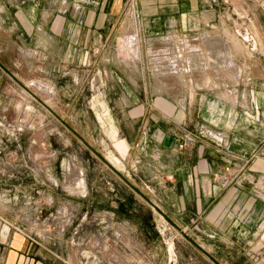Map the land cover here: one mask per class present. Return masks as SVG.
<instances>
[{
  "label": "rangeland",
  "instance_id": "374dc122",
  "mask_svg": "<svg viewBox=\"0 0 264 264\" xmlns=\"http://www.w3.org/2000/svg\"><path fill=\"white\" fill-rule=\"evenodd\" d=\"M215 2L216 7L201 10L203 16L187 39L178 36L168 41L171 51L176 52L170 62L173 67L161 71L157 78L169 84L161 90L165 96L187 97L188 110L215 114L208 125L218 129L215 126L219 124L218 132L226 133L234 116L236 122L244 124L263 111L264 0ZM58 15L62 14L56 0H40L38 4L0 0V217L11 221L12 227L42 221L51 228L60 227L65 242L57 247L52 241L49 249L64 257L70 255V264H75L72 252L78 240L86 244L90 238L97 242L96 264H104L109 253L106 241L122 239L128 242L130 259L143 258L138 264H188L185 259L189 257L198 258L195 263L201 264L199 247L179 243L185 228L175 226L157 207L150 204L148 208L138 201L137 191L129 188L127 194L119 181H112V192L105 182L111 177L106 160L122 169L111 153L115 144L112 129L116 133L120 130L127 108L126 99L120 104L122 90L117 85L126 81V76L133 78L128 68L113 67L111 62L135 59L126 55L138 47L132 39L135 31L118 35L107 46L104 41L85 45L66 39L70 26L51 24ZM104 47L114 57L79 54L80 49ZM196 133L190 136L199 137ZM208 137L224 143L217 133ZM89 146L103 158L90 154ZM151 171L132 169L134 174L141 176L143 172L146 176L140 190L147 199L152 200L153 193L164 197L163 188L152 181ZM111 202L114 209L118 203L126 207L110 221L106 212L113 209ZM129 212L133 214L130 218L126 216ZM159 219L168 228L161 235ZM123 222L134 226L142 222L146 230L121 237L114 232ZM196 224L192 223L193 228ZM55 235L52 233L56 241ZM134 243L142 249L133 248ZM247 252L237 264H264V255L250 253L254 255L250 258ZM113 254L120 257L117 250ZM77 264H86V260ZM226 264H233L232 260L226 259Z\"/></svg>",
  "mask_w": 264,
  "mask_h": 264
},
{
  "label": "crops",
  "instance_id": "0c3cea01",
  "mask_svg": "<svg viewBox=\"0 0 264 264\" xmlns=\"http://www.w3.org/2000/svg\"><path fill=\"white\" fill-rule=\"evenodd\" d=\"M30 1L38 4L40 0ZM56 1L62 15L51 24L70 26L66 39L79 40L85 45L91 41H104L107 46L117 40L118 35L135 31L132 39L138 47L135 53H126L135 59L111 62L113 67L128 68L133 78L126 76V81L117 85L122 90L120 104L127 101V108L120 130L116 133L112 129L115 144L111 146V153L120 161L122 169L106 160L105 168L111 173L110 182L105 181L111 186L108 190L113 192V182H120L127 194L129 188L137 191L138 201L148 208L150 204L157 207L175 226L185 228L187 231L179 243L195 248L193 243L199 247L201 264H226V259L237 264L246 249L250 250L249 256L250 253L264 255V107L244 124L236 122L237 116H234L233 124L226 133H221L218 132L222 127L219 124L215 126L218 129L208 125L215 114H209L207 110L191 112L187 97L165 96L161 90L169 84L157 78L163 73L161 71L173 67L170 62L176 52L171 51L168 41L178 36L187 39L191 35L188 32L203 16L201 10L205 12V9L216 7L217 0ZM69 9H72L71 15L67 16ZM116 31H120L119 34ZM75 53L77 50H73V55H77ZM80 53L114 57L105 47L80 49ZM183 83L188 86V81ZM150 89L156 92H149ZM192 132H197L199 137L194 135L193 139ZM211 132L222 135L224 143L210 139L208 134ZM182 143L185 145L180 148ZM88 151L102 157L91 146ZM134 168L152 170L151 179L163 188L165 196L153 193V199H147L140 190L146 176L143 172L141 176L134 174ZM83 183L81 179L79 185ZM110 195L116 198V194ZM112 204L113 209L106 212L110 214V221L120 208L126 207L118 203L114 209ZM132 215L129 212L126 216ZM8 221L0 217V264H70V255L64 257L49 249L52 241L57 247L65 242L59 233L60 227L51 228L45 221L12 227V222ZM193 222L197 223L194 228ZM109 228L117 229L106 227ZM118 228L114 233H120L121 237L128 236L129 232L138 234L146 230L142 222L135 226L123 222ZM104 232L107 231L104 229ZM52 233L57 234L56 241ZM92 241L90 238L86 244H81L78 240L72 252L75 264L82 260H86V264L98 263L94 248L97 242ZM134 246L142 249L138 243ZM128 248L127 240L106 241L105 249L109 253L103 258L104 264L142 263L143 258H129ZM113 250H117L120 257H114ZM197 259L189 257L185 261L196 264Z\"/></svg>",
  "mask_w": 264,
  "mask_h": 264
},
{
  "label": "built area",
  "instance_id": "2783aa9c",
  "mask_svg": "<svg viewBox=\"0 0 264 264\" xmlns=\"http://www.w3.org/2000/svg\"><path fill=\"white\" fill-rule=\"evenodd\" d=\"M218 141L221 142V140H218ZM184 145L185 144L182 143L180 145V148L184 147ZM158 222H159V225H157V226H158V231H159L160 235L163 234L164 232H167L168 231V228H166V226L162 223V220L159 219ZM60 231H62V230H60ZM183 231L185 232L186 230H183Z\"/></svg>",
  "mask_w": 264,
  "mask_h": 264
},
{
  "label": "bare ground",
  "instance_id": "6f19581e",
  "mask_svg": "<svg viewBox=\"0 0 264 264\" xmlns=\"http://www.w3.org/2000/svg\"><path fill=\"white\" fill-rule=\"evenodd\" d=\"M129 44V43H128ZM132 44V43H131Z\"/></svg>",
  "mask_w": 264,
  "mask_h": 264
}]
</instances>
